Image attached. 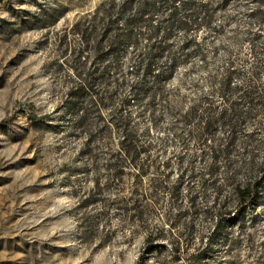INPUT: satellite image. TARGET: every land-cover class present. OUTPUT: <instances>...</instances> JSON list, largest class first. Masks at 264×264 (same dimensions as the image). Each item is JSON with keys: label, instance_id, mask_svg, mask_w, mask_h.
<instances>
[{"label": "rangeland", "instance_id": "obj_1", "mask_svg": "<svg viewBox=\"0 0 264 264\" xmlns=\"http://www.w3.org/2000/svg\"><path fill=\"white\" fill-rule=\"evenodd\" d=\"M129 1L0 0V264H264V197L215 211L264 160V0Z\"/></svg>", "mask_w": 264, "mask_h": 264}, {"label": "trees", "instance_id": "obj_2", "mask_svg": "<svg viewBox=\"0 0 264 264\" xmlns=\"http://www.w3.org/2000/svg\"><path fill=\"white\" fill-rule=\"evenodd\" d=\"M141 1V5L139 7V9L137 10L136 16L138 17L139 20L142 19V14H144V11H146L147 7L149 5H152L149 0H140ZM160 2L163 4H169L174 3V0H160ZM188 2L189 0H185L183 2V6H188ZM129 6L133 3V0H130L129 2ZM205 7V6H204ZM196 12H189L188 15L189 16H194ZM125 15V11H122L121 15ZM171 18L181 27H185L188 28V20H185V18H180L178 17V12L176 9L171 10L170 13ZM205 17L208 18L209 16L207 14H205ZM129 16H126L124 18L125 22L128 23V21H130ZM143 20V19H142ZM107 23L111 24V21H107ZM88 27H85V30H81L80 33L81 36L87 40V37L85 35L86 31H87ZM129 34V33H128ZM103 41L104 39L101 38H96L94 43V53L95 55H99L102 56L104 54L103 52ZM106 41L108 43V46H110V54L116 58V52H115V40L114 38H106ZM109 52V51H108ZM107 52V53H108ZM105 53V54H107ZM175 56L173 54H171L169 56V66L167 67L166 71H163L162 73H167V75H170L172 73V67L174 65L175 62ZM106 72V69H102L99 72V76L100 78L103 79L104 74ZM228 78V76L226 77ZM86 78L85 81L82 82V85H80V89L84 90L87 89L89 90V84L86 83ZM227 87V86H226ZM101 98L98 99V101H100ZM96 100V102H98ZM90 104H94V100H90ZM76 105H79V102L76 103ZM230 111H232L233 116H237V108L234 105H231V107L229 108ZM83 114H81L79 116V118H84V116L86 115L85 111H82ZM247 113H245L244 115H246ZM198 116L197 113V106L194 105L192 107H190V109L183 115L184 120H188L192 117ZM219 119L223 122V123H227V124H231V128L236 127V120H233L231 118L230 113H227V111H223L220 113ZM202 129L203 132L204 131H208L212 129V126L215 123V118H213L212 116H205L204 119L202 120ZM122 149H124V151L128 154L131 155L132 158L135 157V153H136V148H137V140L133 137V135L131 134L130 131H128L126 128L123 129V135H122V140L120 142ZM229 144V143H228ZM229 146H226L223 150V152L228 153L229 152ZM218 151L216 149L212 150V153L215 154V152ZM250 164V168L248 171H252V168H256V166L253 163V160H250L249 162ZM229 166H233V171L231 172V176L229 178V181L233 184V188H232V195L234 198H230L229 197H225L219 204L218 207L216 208V213L218 215V224H221L225 221L228 220H236V219H241L242 213L245 211L246 208H250V207H255L257 205V203H259L260 199H262L264 197V160L263 162L260 164V166L258 168H256L255 170H259L260 169V174L258 177H254V178H246L244 180H242L241 182H237V177L238 174L241 171V166L239 163L236 164H229ZM254 170V171H255ZM251 172H248V175H250ZM230 198V199H229ZM235 201V206L233 208H231L229 206L230 200ZM237 243L236 238L231 239L230 243ZM221 264V263H219Z\"/></svg>", "mask_w": 264, "mask_h": 264}]
</instances>
